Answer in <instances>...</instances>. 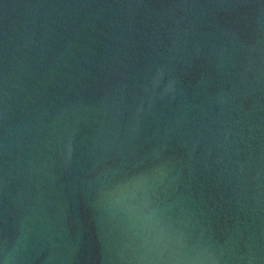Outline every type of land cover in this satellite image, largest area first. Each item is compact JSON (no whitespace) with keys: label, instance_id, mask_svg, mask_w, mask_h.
<instances>
[{"label":"water","instance_id":"obj_1","mask_svg":"<svg viewBox=\"0 0 264 264\" xmlns=\"http://www.w3.org/2000/svg\"><path fill=\"white\" fill-rule=\"evenodd\" d=\"M153 199L218 264H264V0H0V259L129 264L100 189Z\"/></svg>","mask_w":264,"mask_h":264},{"label":"clouds","instance_id":"obj_2","mask_svg":"<svg viewBox=\"0 0 264 264\" xmlns=\"http://www.w3.org/2000/svg\"><path fill=\"white\" fill-rule=\"evenodd\" d=\"M163 172L125 174L110 186L100 189V203L112 212L123 213L139 243L127 255L129 264H218L212 250L177 228L153 196L162 181ZM7 241L0 264H8Z\"/></svg>","mask_w":264,"mask_h":264}]
</instances>
